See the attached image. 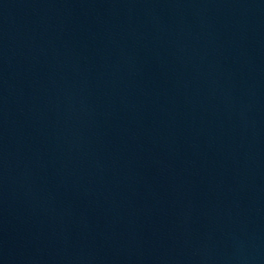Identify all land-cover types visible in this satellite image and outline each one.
Segmentation results:
<instances>
[{
  "label": "water",
  "instance_id": "95a60500",
  "mask_svg": "<svg viewBox=\"0 0 264 264\" xmlns=\"http://www.w3.org/2000/svg\"><path fill=\"white\" fill-rule=\"evenodd\" d=\"M0 264H264V0H0Z\"/></svg>",
  "mask_w": 264,
  "mask_h": 264
}]
</instances>
